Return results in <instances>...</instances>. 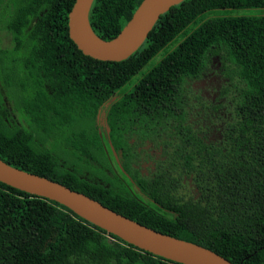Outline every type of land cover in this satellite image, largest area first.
Instances as JSON below:
<instances>
[{"label":"trees","instance_id":"1","mask_svg":"<svg viewBox=\"0 0 264 264\" xmlns=\"http://www.w3.org/2000/svg\"><path fill=\"white\" fill-rule=\"evenodd\" d=\"M142 1L95 0V32L116 37ZM74 3L0 0V28L13 42L0 48V158L235 264H264V0H183L122 61L78 48L68 26ZM214 56L226 79L215 101L187 81ZM6 97L18 103L20 123ZM113 97L114 144L137 128L161 139L168 156L152 178L133 176L146 198L84 173L94 171L91 159L103 163L96 117ZM74 120L81 125L69 128ZM61 142L69 157L57 151ZM0 264L183 263L0 181Z\"/></svg>","mask_w":264,"mask_h":264},{"label":"water","instance_id":"2","mask_svg":"<svg viewBox=\"0 0 264 264\" xmlns=\"http://www.w3.org/2000/svg\"><path fill=\"white\" fill-rule=\"evenodd\" d=\"M95 0H75L68 15L69 34L85 55L104 61H122L146 41L160 16L183 0H143L121 32L112 39L99 36L90 21ZM116 97L105 103L108 108ZM106 116V112L103 110ZM108 132L110 126L107 124ZM112 150L115 147L110 140ZM116 154V153H115ZM0 181L57 201L93 224L137 247L183 264H235L214 250L144 225L89 195L58 181L15 167L0 158Z\"/></svg>","mask_w":264,"mask_h":264},{"label":"flooded vegetation","instance_id":"3","mask_svg":"<svg viewBox=\"0 0 264 264\" xmlns=\"http://www.w3.org/2000/svg\"><path fill=\"white\" fill-rule=\"evenodd\" d=\"M213 58V61L218 63L216 66L213 65V62L209 68L205 69L200 77H188L187 81H190L193 87L197 89V92L201 93L202 96L215 101L220 95V90L226 79L221 71L219 57L214 56ZM4 87L5 86L1 84L3 93L5 92ZM6 103L11 110L10 120L14 121V119L17 118L19 121L17 123H20L18 113L15 112L13 103L8 101L7 97ZM103 110L106 112V116L103 114ZM107 124L109 125L108 114L105 107H103L96 117V126L102 139L104 150L102 155L103 163L94 162L91 159L94 171L85 170V176L91 177L99 182H107L105 180L110 179L108 181H115L120 186H128L131 190L133 189L140 194L141 192L136 189V187H138L137 181L133 176L137 177L136 175H141L145 179L152 178L158 174L159 170L164 168L163 165L160 164V161L168 159V156L165 154L163 143L160 142L161 139L159 138H146L143 131L136 128L135 130L130 129L129 131L120 133L123 139L116 141L122 146H116L111 137L112 128L110 127V131L108 132ZM110 140L115 147L116 154L111 148ZM109 146L112 152L109 151ZM125 163L128 164V169L125 167ZM98 168L103 170V172L98 171ZM129 181L133 185H129L131 184Z\"/></svg>","mask_w":264,"mask_h":264},{"label":"rangeland","instance_id":"4","mask_svg":"<svg viewBox=\"0 0 264 264\" xmlns=\"http://www.w3.org/2000/svg\"><path fill=\"white\" fill-rule=\"evenodd\" d=\"M3 6V5H2ZM0 18H1V15H0ZM3 23H1L0 22V25H2ZM1 47H8V48H10V49H13V42H12V38H11V35H10V33L8 34L7 33V30H3V29H1L0 28V48ZM12 52H13V50H12ZM2 86H3V83H2ZM13 106H14V109H15V112H17L18 114H19V107H18V103H14L13 104ZM17 113H16V115H17ZM16 120L15 121H17V122H19L18 120H17V118H15ZM18 119H20L19 118V115H18ZM100 119V118H99ZM81 125V122H80V120H74L70 125H69V128H72V126L73 127H78V126H80ZM60 140L62 141V138H60ZM64 143V142H63ZM62 142L57 146V151L59 152V153H61L62 155L64 154L65 156L64 157H69V155H67V153H68V151H67V149L65 148V144H63ZM98 171H102L103 172V170H101L100 168H98ZM143 197H145L144 195H142ZM146 198V197H145Z\"/></svg>","mask_w":264,"mask_h":264}]
</instances>
